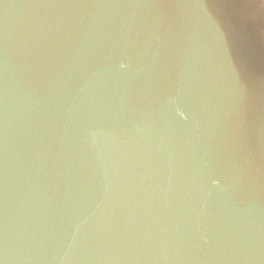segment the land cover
I'll list each match as a JSON object with an SVG mask.
<instances>
[{"label":"water","instance_id":"obj_1","mask_svg":"<svg viewBox=\"0 0 264 264\" xmlns=\"http://www.w3.org/2000/svg\"><path fill=\"white\" fill-rule=\"evenodd\" d=\"M0 264H264V0H0Z\"/></svg>","mask_w":264,"mask_h":264}]
</instances>
